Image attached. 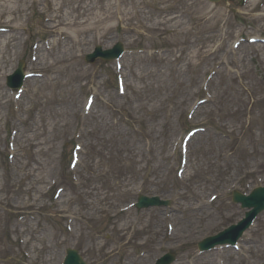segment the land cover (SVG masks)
Listing matches in <instances>:
<instances>
[{
  "label": "rangeland",
  "instance_id": "1",
  "mask_svg": "<svg viewBox=\"0 0 264 264\" xmlns=\"http://www.w3.org/2000/svg\"><path fill=\"white\" fill-rule=\"evenodd\" d=\"M259 1L108 0L113 15L72 57L75 10L97 0H0V28H11L0 32V264H62L67 249L88 264H154L168 253L176 264L264 263V213L241 253L196 254L201 240L243 218L230 192L264 185V45L231 49L264 38ZM40 41L52 51L32 62ZM117 42L130 51L124 94L112 61L84 60ZM61 53L69 61L40 60ZM21 60L41 76L14 100L6 77ZM194 127L202 131L177 176L182 137ZM75 145L82 152L72 168ZM139 196L170 206L130 208Z\"/></svg>",
  "mask_w": 264,
  "mask_h": 264
},
{
  "label": "bare ground",
  "instance_id": "2",
  "mask_svg": "<svg viewBox=\"0 0 264 264\" xmlns=\"http://www.w3.org/2000/svg\"><path fill=\"white\" fill-rule=\"evenodd\" d=\"M84 1H91V0H84ZM97 1L99 2L98 5H95L94 3H90L88 6H86V4L79 5L75 10L77 13L75 14L76 16H74L75 20L73 21V23L76 26H78L79 29L77 30V33L73 40L74 50L71 53V55L73 54L72 57L76 52H78L79 48L83 47L84 43L87 41L86 40L87 32L98 28L108 18L106 17V15H113L109 12L110 7H114L113 4L111 5H109V3L105 4V2L108 0H97ZM93 12H96L94 22L90 23L88 17ZM84 17H86V20H84L83 22L76 21V20L84 19ZM50 22H52V20H50ZM50 27L52 26L50 25ZM3 54L4 51L0 50V55H2L0 57V73L3 70V68H5L4 64H6ZM65 56L66 55L63 53H61V56L42 54L40 60H42L44 57H48L55 59V64H58L69 61L68 59L65 58Z\"/></svg>",
  "mask_w": 264,
  "mask_h": 264
},
{
  "label": "water",
  "instance_id": "3",
  "mask_svg": "<svg viewBox=\"0 0 264 264\" xmlns=\"http://www.w3.org/2000/svg\"><path fill=\"white\" fill-rule=\"evenodd\" d=\"M212 1L218 2L220 0H212ZM96 56L106 57L107 55H106V53H102L100 51V49L98 48L97 49V53L94 55V57H96ZM263 192H264L263 190H257V191L254 192V194L252 196V199L260 200V204H258L257 208H261V209H264V193ZM239 200L244 202V205H250V204L246 203V200H243V199H239ZM228 232L229 231H227L225 233H228ZM225 235L226 234L219 235V237L215 238L214 241L207 242L206 244L203 243L200 246L203 247V246H206V245H209V244H212V243L215 244V243H217V240L225 237ZM66 264H84V263H83V261L80 259V257L77 255V253L75 251H70Z\"/></svg>",
  "mask_w": 264,
  "mask_h": 264
}]
</instances>
